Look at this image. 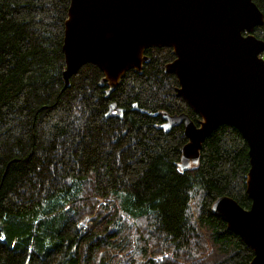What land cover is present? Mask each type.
Listing matches in <instances>:
<instances>
[{"label":"trees","instance_id":"trees-1","mask_svg":"<svg viewBox=\"0 0 264 264\" xmlns=\"http://www.w3.org/2000/svg\"><path fill=\"white\" fill-rule=\"evenodd\" d=\"M70 2L0 0V264H249L253 251L212 213L223 196L251 207L242 134L221 126L180 170L188 140L163 115L201 118L176 96L170 48L146 50L142 73L110 95L93 64L65 88Z\"/></svg>","mask_w":264,"mask_h":264},{"label":"water","instance_id":"water-1","mask_svg":"<svg viewBox=\"0 0 264 264\" xmlns=\"http://www.w3.org/2000/svg\"><path fill=\"white\" fill-rule=\"evenodd\" d=\"M264 14L253 0H71L65 21L63 82L85 65L104 74L107 95L125 74L142 73L151 48H170L166 72L177 77L176 96L199 115L165 113L162 128L184 126L188 140L181 171L197 166L204 143L221 126L236 128L249 147L246 190L251 207L219 197L212 213L264 264V41L255 35Z\"/></svg>","mask_w":264,"mask_h":264},{"label":"flooded vegetation","instance_id":"flooded-vegetation-1","mask_svg":"<svg viewBox=\"0 0 264 264\" xmlns=\"http://www.w3.org/2000/svg\"><path fill=\"white\" fill-rule=\"evenodd\" d=\"M110 113L112 114V115H115V116H118V117H120V113H119V109L116 107V105H111V107H110ZM197 114V113H196ZM198 115V114H197ZM191 118V117H190ZM193 121V120H192ZM194 122V121H193ZM164 123H165V120H164ZM163 123V124H164ZM196 125H198V123L199 122H194ZM179 127H183L184 128V126L183 125H181V126H179Z\"/></svg>","mask_w":264,"mask_h":264},{"label":"rangeland","instance_id":"rangeland-1","mask_svg":"<svg viewBox=\"0 0 264 264\" xmlns=\"http://www.w3.org/2000/svg\"><path fill=\"white\" fill-rule=\"evenodd\" d=\"M261 57H263L264 58V53L262 54V56Z\"/></svg>","mask_w":264,"mask_h":264}]
</instances>
